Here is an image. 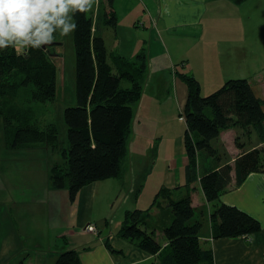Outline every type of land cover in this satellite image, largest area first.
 I'll return each mask as SVG.
<instances>
[{"label":"trees","instance_id":"obj_1","mask_svg":"<svg viewBox=\"0 0 264 264\" xmlns=\"http://www.w3.org/2000/svg\"><path fill=\"white\" fill-rule=\"evenodd\" d=\"M232 1L239 4L245 0ZM117 19L114 0H98L91 13L74 17L75 103L63 110L66 131L60 146L57 126L38 117L32 106L56 96L54 48L30 49L26 55L11 48L0 52V118L5 130L11 132V146L59 147L62 160L49 164L48 186L64 189L70 202L92 182L122 180L129 162L133 104L141 97L148 61L143 48L133 59L107 49L101 29L115 28ZM177 73L187 88L180 114L187 156L184 181L173 187L161 185L147 207L126 209L117 235L152 254L150 264H214L212 249L203 247L199 239L203 214L191 203L192 184L199 180L210 204L212 238L249 236L260 230L258 218L220 201L219 196L238 187L251 172H264V97L245 77L228 78L216 90L201 95L200 80L193 73ZM227 129L238 131L233 143L239 152L232 163L220 140V133ZM147 174L145 170L142 178ZM152 207L171 213L161 229L165 243L148 225L149 220H156ZM103 241L114 250L106 237ZM57 242L67 245L62 235ZM53 264H81V260L75 248L65 247Z\"/></svg>","mask_w":264,"mask_h":264},{"label":"crops","instance_id":"obj_2","mask_svg":"<svg viewBox=\"0 0 264 264\" xmlns=\"http://www.w3.org/2000/svg\"><path fill=\"white\" fill-rule=\"evenodd\" d=\"M248 1L235 4L231 0H114V9L118 18L117 25L115 28H104L106 32L113 31L112 36L108 35V32H105V35L102 32V35L103 38L106 36L113 45L108 50H115L127 58L135 55L140 48L146 47L143 49L148 55V68L139 100L147 94L154 99L158 98L159 108H161L160 106L167 108L168 105L172 104L175 108L181 109L180 107L184 105L186 100V87L181 80L169 74L170 71L173 72L174 63L183 59L180 66L184 67L187 62V71L193 73L197 78L196 72H198L200 78L206 63L212 60L213 56L223 62L225 56L235 55L239 51L240 47L238 46L241 45L242 39L235 38V35L230 33L233 28L235 30L233 20L231 18L225 19L221 7L225 6L229 9L234 8V6L240 7L247 4ZM231 24L232 26L229 27ZM225 32L230 34L226 36ZM234 43H236L235 49L231 48ZM241 54L243 52L239 53V55ZM244 55L246 54L244 53ZM161 57H163L162 60ZM165 63L171 67L169 72H163L162 66ZM157 78L160 80L152 85L150 81L153 79L157 81ZM233 130L222 131L220 140L226 143L227 141L222 137L230 135L232 149L236 155L239 150L233 143ZM177 141L181 142V147L179 143L176 145L177 153L179 152L176 155H180V160L178 157L169 154L165 156L166 162L162 172V182L158 187L161 185L173 187L184 181L183 167L187 163V156L184 150L183 136L178 137ZM129 148V172L126 170L122 180L111 178L112 195L107 200V205H115L116 212L120 211L118 220L115 221L113 218L108 220L105 216L96 222L91 221L92 211L96 204V194L102 184L99 182L108 179L98 180L80 189L75 200L73 222L65 226L50 225V228L47 227L48 234L45 239L28 241L26 240L28 230H20L14 224L12 237L13 244L17 245L11 254L31 251L28 258L24 260V264H51L59 251L68 247L79 249L81 264H150L154 256L130 241L119 237L117 229L126 209L144 208L150 205L152 194L141 198L139 201L147 177L142 178V175L146 169L149 174L152 171L150 165H155L159 158L155 148H151L149 145L145 149L142 146L136 148L129 146ZM5 182L8 184V181ZM46 182L44 187L48 191L57 192L48 186V180ZM192 185L191 203L196 212L200 211L204 215L199 239L203 247L212 249L214 264H264V172H251L238 187L219 196L220 201L235 205L259 219L260 230L249 236L212 238L208 217L210 204L204 197L199 180L194 181ZM60 190H62V194L66 195L64 189ZM11 198H14L13 195ZM147 198H151V201L149 200L147 206H144L143 203ZM139 202L140 206H138ZM9 210L6 204L0 203V219L9 217ZM151 214L156 220H149L148 225L155 229L156 237L157 234L160 236L157 239L165 243L161 229L163 224L170 221L171 213L169 209L163 210L152 207ZM88 223L97 224L101 235L97 236L86 231L85 225ZM60 235L68 236L67 245L57 242V237ZM29 236L35 237L36 235L30 231ZM103 237L108 239L114 250L106 247ZM32 252L33 255H31ZM8 262H10L9 264L14 263L10 260Z\"/></svg>","mask_w":264,"mask_h":264},{"label":"rangeland","instance_id":"obj_3","mask_svg":"<svg viewBox=\"0 0 264 264\" xmlns=\"http://www.w3.org/2000/svg\"><path fill=\"white\" fill-rule=\"evenodd\" d=\"M221 9H223L225 19L231 18L233 20L235 30L233 28L230 33L235 35V38H241L242 43L238 46L240 48L235 55L224 57L227 60L226 62L225 60L220 62V59L213 56L212 60L206 63L205 70H203L200 78L199 73L196 72L201 83L200 93L201 95L209 94L219 88L228 78L245 77L256 89V92L264 97V0H249L247 4L240 7L234 6V8H230L231 10L225 6L221 7ZM88 13H91V11ZM226 24H228V21H226ZM231 26L232 24L229 25V27ZM101 30L103 35H105L106 30L104 28ZM107 32L108 35H113V31ZM230 33L225 32L224 34L227 36ZM55 35L57 37L56 40L48 46L54 48L53 53L57 64L56 96L52 100L33 103L32 106L35 108V113L38 117L57 126L60 146L65 139L66 131L63 121V110L65 107L75 103V50L72 34L63 38L58 33ZM104 37L107 49L112 48V43L109 42L106 36ZM235 47L236 43L231 45V48L235 49ZM143 48L146 47L144 46ZM112 51L116 52L115 50ZM240 52H243V54L239 55ZM135 55L129 59H133ZM182 61L183 59L175 62L173 72L170 71L169 73L172 77H176L179 80L181 79L177 70H188L187 62L184 67L180 66ZM162 67L164 68L163 72H169L171 68L168 63H165ZM159 80L157 78V81L153 79L150 82L153 85ZM183 84L185 85L184 82ZM157 101L158 98L154 99L146 94L143 99L133 104L134 118L128 145L132 146V148L142 146L143 149L149 145L151 148H155L159 158L155 165H150L152 171L146 177L145 188L143 194L139 197V201L141 198L150 196V194H152L153 198L156 190H158V186L162 182V172L166 162L165 156L169 154L170 156L178 157V160H180V155H176V145L179 143L181 147V142H178L177 138H180L181 135L183 136L185 129L184 120L180 117L184 105L180 107L181 109L175 108L172 104L168 105L167 108L162 106L159 108ZM5 129L0 118V203L6 204L8 210L10 208L9 217H4L5 220L0 219V264H9L8 260L12 261V263L14 262L13 264H24V260L28 258L31 251H24L23 253H20L22 252L20 251L15 255L11 254L17 245L13 244L12 226L15 224L20 230H28V236L26 237L28 241H40L41 238L43 240L47 237L48 233L46 230H48L47 227L50 225L65 226L73 222L76 202L70 203L67 196L62 194V190L53 192V190L48 191L44 187L47 183L49 164L53 161L62 160L59 147L52 148L45 144H39L31 148L12 147L10 143L11 132ZM233 131L235 136L238 131ZM151 134L153 135L151 136ZM222 138L227 141L225 144L231 156L230 163H232L235 155L232 149L231 136ZM261 157L264 163V151L261 153ZM126 170L129 172V164H127ZM5 181H8V184ZM111 182V178L110 180L99 182L102 184L96 194V204L92 211L93 216H91L92 222L101 220L105 216L108 220L113 218L116 221L118 220V213L119 215L121 214L120 211L116 212L115 205H107V200L112 195ZM102 193L104 195L103 198ZM12 195L14 198H11ZM149 200L151 201V198H147L145 203H143L144 206H147V203L150 202ZM126 204L129 205V203ZM138 206H140V202ZM198 213L201 215L200 211ZM202 216L204 220V215ZM89 225H91L90 229L87 228ZM85 230L97 236L101 233L100 228L95 223L86 224ZM30 231H33L36 236L30 237ZM20 234L23 235V233ZM37 234L39 235L37 236ZM157 237L160 236L157 234ZM65 238L67 240L68 236H65ZM41 245L43 244L41 243ZM75 250L79 251L77 248ZM33 254L32 252L31 255ZM3 255L4 257H2Z\"/></svg>","mask_w":264,"mask_h":264},{"label":"clouds","instance_id":"obj_4","mask_svg":"<svg viewBox=\"0 0 264 264\" xmlns=\"http://www.w3.org/2000/svg\"><path fill=\"white\" fill-rule=\"evenodd\" d=\"M98 0H0V52L11 48L18 55L39 50L70 36L74 17L88 13Z\"/></svg>","mask_w":264,"mask_h":264},{"label":"built area","instance_id":"obj_5","mask_svg":"<svg viewBox=\"0 0 264 264\" xmlns=\"http://www.w3.org/2000/svg\"><path fill=\"white\" fill-rule=\"evenodd\" d=\"M90 226H91V225L87 226V228L90 229V228H91Z\"/></svg>","mask_w":264,"mask_h":264},{"label":"water","instance_id":"obj_6","mask_svg":"<svg viewBox=\"0 0 264 264\" xmlns=\"http://www.w3.org/2000/svg\"><path fill=\"white\" fill-rule=\"evenodd\" d=\"M42 47H44V46H42Z\"/></svg>","mask_w":264,"mask_h":264}]
</instances>
